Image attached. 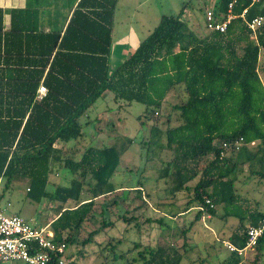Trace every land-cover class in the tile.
<instances>
[{"label": "trees", "instance_id": "trees-1", "mask_svg": "<svg viewBox=\"0 0 264 264\" xmlns=\"http://www.w3.org/2000/svg\"><path fill=\"white\" fill-rule=\"evenodd\" d=\"M110 1V6H92V9H88L84 0L80 3L84 12L80 9L75 12L60 41L45 79L48 93L42 100L36 99L41 72L25 77L20 72L17 79L0 74V182H5L0 201L16 177L29 180L28 194L34 200L47 198L62 204L74 201V208L61 206L58 217L51 223L56 240L66 243L68 248L78 243L79 230L94 217L96 199L115 192L111 179L128 147L126 142L120 146L116 143L82 150L75 143L73 148L66 149L71 141L81 143L85 135L81 118L106 92L112 93L117 102L143 104L146 117L159 114L171 91L183 88L187 95L184 101L173 106L178 112V125L165 131L157 125L151 129L153 140L150 144L161 149V139L165 137V147L173 152V159L161 171V177L171 184L167 189L171 195L167 199L173 201H160V211L179 207L174 201L176 195L190 191L188 183L199 174L194 196L183 210L180 207L176 216L195 208L198 210L196 221L207 215L214 218L219 202L228 205L239 197L237 175L244 165H248L251 175L257 176L258 183L264 185V84L259 70L260 54L264 50V25L252 33L247 24L255 17L264 16V0L259 4L237 0L233 6L237 18L227 32L209 31L204 37L191 30L188 21L182 18L184 11L177 16L163 15L148 37L115 69L111 67L109 56L116 1ZM230 3L232 0H215L211 9L219 18L227 15ZM245 9L248 13L244 19L241 14ZM96 10L108 13L99 15ZM78 16L81 22L76 20ZM72 37L84 44L90 39L96 40L103 48L93 52L85 46H66ZM50 39L52 54L59 36ZM65 50L67 53L63 52ZM238 50H242L241 55ZM54 72L56 75L52 77ZM13 79L18 87L16 94L5 89ZM240 138L245 144L239 150L227 151L229 155L222 157L223 143ZM254 141L257 145L250 146ZM210 156L213 159L201 166ZM58 167L67 168L73 174L68 186L50 181ZM89 175L92 181H87ZM52 184L54 187L49 190ZM132 189L138 192L136 197L141 200L142 186L139 184ZM88 192L90 195L84 197ZM246 213L237 216L239 227L229 238L238 249L247 244L245 221H249V226H256L264 220L261 208ZM119 218L128 224L138 220L137 216ZM159 222L163 224L164 219L160 218ZM113 224L104 220L103 228ZM101 230L92 231L82 245L93 243ZM184 233L187 234L184 238L189 239L188 231ZM121 245L122 239H112L102 249V257L106 256V251L112 253L106 264L122 259L141 246L136 243L135 249L124 252L120 250ZM255 250L252 263H244L242 255L232 252L225 264H260L264 255V235ZM138 258L143 264H181L184 254L171 247H146L139 251Z\"/></svg>", "mask_w": 264, "mask_h": 264}, {"label": "rangeland", "instance_id": "rangeland-1", "mask_svg": "<svg viewBox=\"0 0 264 264\" xmlns=\"http://www.w3.org/2000/svg\"><path fill=\"white\" fill-rule=\"evenodd\" d=\"M118 10L116 22L118 27H123L127 22L133 25L151 28L153 24L163 15L177 16L184 11L182 18L188 21L191 30L200 37L208 35L210 32L206 28L205 14L211 9L215 0H118ZM159 23V22H158ZM255 39V36H252ZM242 54V50H238ZM260 75L264 84V51L260 54ZM113 94L105 98H100L82 116L84 140L81 143L71 142L73 148L75 143L82 150L89 146L103 148L128 144L126 152L123 154L121 164L111 179L115 192L106 197L96 199L93 208V215L78 232V243L70 245L66 255L70 264H106L112 258V253L106 251L102 257V249L110 240L122 239L120 250L127 252L135 249L134 245H141L136 251L129 252L118 261H111V264H129L134 259L133 264H143L139 256V251L146 247H171L184 254L181 264H225L232 252L226 247L225 242H230L229 236L239 227L238 215L245 216L246 211H252L256 207L264 210V185L258 183L259 179L252 176L248 165L238 169L237 189L239 197L231 204L219 202L216 206L214 218L205 217L196 221L197 209L192 208L187 213L176 216L177 211L184 209L190 198L194 196V187L200 179L199 174L196 179L189 182L190 191L178 193L175 202L179 207L159 210V202L168 201L171 194L167 189L171 186L167 179L161 177V171L168 162L173 159V152L166 146V138L161 139L163 148L151 145L153 140L151 129L157 125L159 129L165 131L170 126L179 124L178 112L173 110V106L181 103L187 97L184 89L173 90L168 95L159 114L151 116L145 114L146 107L138 102L126 104L123 101L116 103ZM170 116V122L168 117ZM90 119V120H89ZM89 122V123H88ZM128 141L132 143L129 144ZM69 148V149H70ZM229 152V151H228ZM227 152V153H228ZM226 155H229L227 154ZM82 153L76 156L80 158ZM210 156L207 162H202L205 166L212 160ZM73 177L67 168H55L50 177L53 184L68 186L70 178ZM87 181H92L89 175ZM4 181L0 182V195L3 192ZM49 186L52 190L54 185ZM142 186V199L136 195L137 191L132 187ZM29 180L24 177L13 179L9 189L5 191L0 201V207L6 216L18 215L29 222L34 227H44L53 219L58 217V209L74 208L76 203L69 201L66 204L61 202H51L47 198L41 201L34 200L28 194ZM130 190V191H128ZM90 193H85L84 197ZM87 196V197H88ZM115 201H117L115 203ZM145 201V202H144ZM257 203H260L257 205ZM10 205V206H9ZM165 213H167L165 215ZM228 214V215H227ZM137 216V222L128 224L120 216ZM176 216V217H175ZM163 218L161 224L159 219ZM111 221L113 226L103 228V221ZM226 223V224H225ZM249 221H245L248 226ZM226 225L224 233H220L221 226ZM102 229L101 233L95 236L93 243L82 245L92 231ZM188 231L189 239H185ZM242 231V230H241ZM234 245V243H232ZM235 246V245H234ZM192 248V249H191ZM256 250H247L242 254L244 263H252L256 257ZM68 262V263H69ZM264 264V255L259 260ZM0 264H22L15 262H1Z\"/></svg>", "mask_w": 264, "mask_h": 264}, {"label": "crops", "instance_id": "crops-1", "mask_svg": "<svg viewBox=\"0 0 264 264\" xmlns=\"http://www.w3.org/2000/svg\"><path fill=\"white\" fill-rule=\"evenodd\" d=\"M82 1L0 0V74L9 75L17 79L21 75L19 74L20 72L24 73L22 74L24 77L27 74L41 72L42 79L40 85L44 84L49 89L48 85L45 84V79L50 72L56 51L59 49L60 41L65 36L72 18L75 17V12L79 9L84 12V9L80 5ZM109 1L106 3V0H84L86 6L89 7L88 9H92V6H105V4L110 6L111 1ZM113 1H116V4L113 10L112 44L109 59L111 67L115 69L140 46L143 40L158 25L159 21L148 29L145 25L139 27V25H133L131 22H127L123 27H118L116 18L119 13V1ZM102 11L96 10L99 15L101 13L104 15L105 12L108 13L107 11ZM76 20L82 21L80 16L76 17ZM51 36H59V41L52 54H50L53 46L50 39ZM72 38L70 39L71 41L66 43V46H85L89 51L93 52L103 48L98 41L93 39L88 40L84 44L82 41H78L77 38ZM63 52L65 53L66 50ZM55 75V72L52 73V77ZM14 83L16 84L13 79L11 85L5 87L7 92L10 90L9 92H12V94L18 93V87ZM108 95L109 92H106L102 98ZM14 101L12 102L14 103ZM115 102L120 103V101ZM84 137L81 138L80 142L84 140ZM71 142L66 145V149L73 146L70 145ZM53 221L54 219L47 225ZM225 227L226 225L221 226L219 232L222 233Z\"/></svg>", "mask_w": 264, "mask_h": 264}, {"label": "built area", "instance_id": "built-area-1", "mask_svg": "<svg viewBox=\"0 0 264 264\" xmlns=\"http://www.w3.org/2000/svg\"><path fill=\"white\" fill-rule=\"evenodd\" d=\"M237 0H232L228 7L227 15H215L212 9L206 11L205 24L210 32L226 33L231 22L237 18L233 13V6ZM263 0H252L253 4H259ZM248 10L245 9L241 17L245 19ZM252 33L264 25V16L255 17L247 22ZM255 36V35H254ZM48 93V88L42 84L37 91V100H42ZM245 144L243 138L232 142L223 143L222 157L227 151L239 150ZM257 142H251L250 146H256ZM207 203H210L207 201ZM10 206V205H9ZM212 206V205H211ZM202 209V207H199ZM206 217H210L207 215ZM205 218V217H204ZM264 235V220L256 226H247V244L243 249H238L230 242H225L231 252L242 255L247 250H254L259 239ZM67 245L56 240L55 232L51 224L44 227H34L24 218L13 215L6 216L0 208V261L22 264H68Z\"/></svg>", "mask_w": 264, "mask_h": 264}]
</instances>
